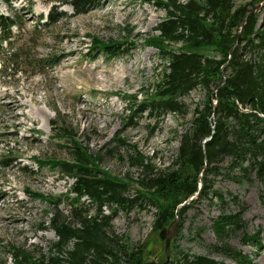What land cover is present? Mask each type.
<instances>
[{
  "label": "rangeland",
  "instance_id": "374dc122",
  "mask_svg": "<svg viewBox=\"0 0 264 264\" xmlns=\"http://www.w3.org/2000/svg\"><path fill=\"white\" fill-rule=\"evenodd\" d=\"M157 1L166 2L99 0L96 8L77 15L73 14L67 0H12L11 6L0 1V12L19 22L11 31L15 54L23 55L26 63L37 62L35 60L45 53L64 55L52 68L23 63L22 56L17 57L18 64L14 66L20 71L11 70V65L3 68L0 62V158L8 154V164H0V244L7 245H0V264H16L5 250L9 249V244L29 251L35 259L46 260L58 254L51 247L57 237L48 221L54 202H60L58 210L68 214L75 197L69 192L72 178L49 164L39 166L33 159L34 156L46 161L71 159L69 146L72 143L57 133L58 123L52 128V121H63L73 138L90 153H100L102 170L120 179L133 180L130 196H134L138 188L134 180L139 177V169L130 164L129 148L114 139L116 134L125 138L126 144H135L155 170L171 164L181 135L191 127L195 108L202 107L207 93L204 88H197L184 96L182 101L187 105L184 116L166 114L157 121L143 113L142 117L134 118L135 125L128 124L132 102L144 100L155 91L166 65L159 49L146 43L148 38L158 36L153 28L166 14L155 6ZM235 2L237 5L253 2V9L262 0ZM60 10L66 12L62 19L53 25H43L48 13ZM255 14H258L259 24L264 21V6ZM125 28L132 29L126 42L134 41L127 53L112 58L103 54L85 57L89 52L93 54L91 35L121 41ZM181 45L182 42L170 43L168 47L177 50ZM204 52L217 58L221 56L215 47ZM14 72L17 73L11 75ZM154 125L156 128L150 134ZM217 166L221 168L219 175L209 178H213L214 188L224 194V207L231 212L239 210L238 205L242 204L246 229L259 231L262 246L244 244L240 234L233 235L230 242L257 264H264V183L255 174L239 183L226 175V161ZM26 190L42 193L43 198L33 197ZM81 201L92 207L86 197ZM191 203L193 205L181 218V232L171 242L170 256L175 245L195 254L211 255L225 264H239L209 248V244L217 241L212 224L222 211L219 200L212 195L197 196L187 204ZM104 211L110 213L106 207ZM155 211L156 208L148 204L136 205L129 211L120 209L111 225L115 233L127 236L131 243L142 244L147 261L162 262L160 260H165L164 241L154 229ZM91 212H95L94 208ZM40 224L46 225V229L39 230Z\"/></svg>",
  "mask_w": 264,
  "mask_h": 264
},
{
  "label": "trees",
  "instance_id": "16d2710c",
  "mask_svg": "<svg viewBox=\"0 0 264 264\" xmlns=\"http://www.w3.org/2000/svg\"><path fill=\"white\" fill-rule=\"evenodd\" d=\"M2 1L10 3L11 0ZM97 1L67 0V3L77 15L96 8ZM253 5V2L237 5L235 0L155 2V6L166 14L153 28L158 36L148 38L146 43L159 49L166 65L155 91L144 100L132 102L134 106L127 118L128 124L135 125L134 118L142 117L143 113L157 121L166 114L186 115L187 105L182 98L197 88H204L207 93L202 107L195 108L192 125L181 135L176 154L165 169L155 170L152 162L137 151L135 144H126L125 138L115 135L117 142L129 148L130 164L139 169V177L134 180L138 185L134 196L129 195L133 180L129 177L120 179L102 170L100 153H90L73 138L63 121H52V128L58 123L57 133L71 141V159L46 161L36 156L33 159L39 166L49 164L72 178L69 192L75 195L74 203L68 214L58 210L59 199V203L54 202L51 206L48 225L57 237L51 247L58 254L50 255L46 260L35 259L29 251L9 244V249L5 250L16 264H142L148 260L144 246L139 242L131 243L127 236L112 229L117 210L153 205L156 208L154 229L160 231L177 217L175 235H178L182 230L181 218L193 204L176 208L199 190L198 197L212 195L223 206L213 220L217 241L209 244L210 250L226 254L239 264H257L230 240L233 235L240 234L244 244L261 247L259 231H247L242 204L239 203V210H226L224 194L214 188L215 182L209 178L218 176L221 168L217 163L226 161L225 169L232 173L226 175L237 182L242 183L255 174L264 183V21L258 23V14L249 16ZM65 14L50 12L44 26L56 24ZM18 23L15 17L0 13V53L4 66L11 65V70L19 69L14 68L18 64L17 57L22 56L21 60L26 63L24 56L15 54L12 49H16L11 46V28ZM122 32L121 41L91 35L90 51L93 54L89 52L85 57L103 54L112 58L127 53L134 46V41L128 43L125 40L131 37L132 29L125 28ZM3 42L8 43L9 48L4 49ZM177 42H182L179 49L168 47ZM210 47L218 49L220 58L204 52ZM63 57L45 53L35 60L37 62L26 64L52 68ZM213 92L217 93V105L212 98ZM155 128V125L151 127L150 134ZM7 155L0 158L2 166L8 164ZM26 191L33 197L43 198L42 193ZM83 197L89 199L92 207L81 201ZM48 201L52 203L50 199ZM104 207L109 209V214L105 213ZM93 208L95 212L92 213ZM38 229L43 231L46 225L40 224ZM69 246L71 248L67 249ZM168 264L225 263L211 255L195 254L174 245Z\"/></svg>",
  "mask_w": 264,
  "mask_h": 264
},
{
  "label": "water",
  "instance_id": "95a60500",
  "mask_svg": "<svg viewBox=\"0 0 264 264\" xmlns=\"http://www.w3.org/2000/svg\"><path fill=\"white\" fill-rule=\"evenodd\" d=\"M264 6V0H262V2L260 4H257L254 6V8L252 9V11L250 12V15H254L256 12L259 11V9H261V7ZM248 16V17H249ZM244 18L243 22H242V26L241 29L243 27V25L245 24V22L247 21V18ZM241 31L239 32V37L241 35ZM212 98L214 100L215 105H217L218 102V98H217V93L213 92L212 94ZM209 139V138H208ZM208 139H206L205 141H207ZM206 167V166H205ZM204 167V168H205ZM203 168V169H204ZM202 187V183H200V189ZM200 191V190H199ZM199 191L195 192L192 197H190L187 201H184L180 204H178L176 210L180 209L182 206L186 205L190 200H192L194 197H197L199 195ZM177 226H178V218L176 217L174 220H172L171 223H169L168 226H165L164 228H162L159 231V238L161 240L164 241V255H165V260L162 262H156V261H146L142 264H168L169 260H170V246H171V242L174 239V236L176 234V230H177Z\"/></svg>",
  "mask_w": 264,
  "mask_h": 264
},
{
  "label": "bare ground",
  "instance_id": "6f19581e",
  "mask_svg": "<svg viewBox=\"0 0 264 264\" xmlns=\"http://www.w3.org/2000/svg\"><path fill=\"white\" fill-rule=\"evenodd\" d=\"M179 210V209H178Z\"/></svg>",
  "mask_w": 264,
  "mask_h": 264
}]
</instances>
